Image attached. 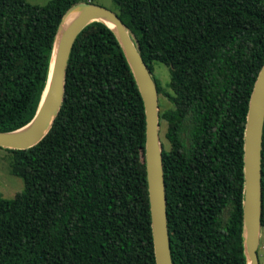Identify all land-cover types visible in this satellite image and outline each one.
I'll list each match as a JSON object with an SVG mask.
<instances>
[{
    "label": "trees",
    "instance_id": "1",
    "mask_svg": "<svg viewBox=\"0 0 264 264\" xmlns=\"http://www.w3.org/2000/svg\"><path fill=\"white\" fill-rule=\"evenodd\" d=\"M86 0H0V132L26 126L48 79L66 11ZM153 64L169 68L160 114L173 264H246L243 135L264 64V0H112ZM163 122V123H162ZM143 103L111 30L76 38L64 100L47 135L2 149L23 196L0 197V264H155ZM264 230V126L262 135Z\"/></svg>",
    "mask_w": 264,
    "mask_h": 264
},
{
    "label": "water",
    "instance_id": "2",
    "mask_svg": "<svg viewBox=\"0 0 264 264\" xmlns=\"http://www.w3.org/2000/svg\"><path fill=\"white\" fill-rule=\"evenodd\" d=\"M74 18L66 24L72 17ZM104 24L115 35L140 93L145 116L144 161L155 264H173L167 226L158 92L140 47L113 10L78 2L63 15L55 34L46 86L33 119L24 127L0 132V148L26 150L49 132L64 100L66 67L78 35L91 23ZM264 126V64L248 103L243 135L242 244L246 264H260L262 215V135Z\"/></svg>",
    "mask_w": 264,
    "mask_h": 264
},
{
    "label": "rangeland",
    "instance_id": "3",
    "mask_svg": "<svg viewBox=\"0 0 264 264\" xmlns=\"http://www.w3.org/2000/svg\"><path fill=\"white\" fill-rule=\"evenodd\" d=\"M28 3L32 5H45L52 0H26ZM94 5L102 6L110 10H114V5L112 0H86ZM153 77L160 83L162 89L171 94L172 91L169 87L170 83V72L169 68L161 63L153 64ZM159 103V112L160 114L168 109L172 108V105L168 101V99L163 95L159 94L158 96ZM163 123V122H162ZM163 125V124H162ZM161 125L160 137L162 144L165 143L164 140V127ZM166 146V143L164 144ZM9 155L0 150V197L3 199L11 200L14 199L17 195L19 197L23 196V183L22 180L12 176L9 173ZM260 264H264V230H261L260 233V244L258 249Z\"/></svg>",
    "mask_w": 264,
    "mask_h": 264
},
{
    "label": "bare ground",
    "instance_id": "4",
    "mask_svg": "<svg viewBox=\"0 0 264 264\" xmlns=\"http://www.w3.org/2000/svg\"><path fill=\"white\" fill-rule=\"evenodd\" d=\"M73 18H74V16H72V17L66 22V24H68Z\"/></svg>",
    "mask_w": 264,
    "mask_h": 264
}]
</instances>
